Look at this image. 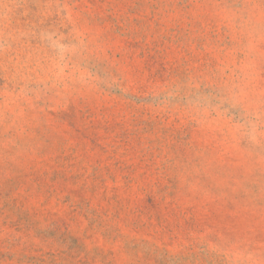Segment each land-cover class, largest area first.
<instances>
[{
  "label": "rangeland",
  "instance_id": "1",
  "mask_svg": "<svg viewBox=\"0 0 264 264\" xmlns=\"http://www.w3.org/2000/svg\"><path fill=\"white\" fill-rule=\"evenodd\" d=\"M0 264H264V0H0Z\"/></svg>",
  "mask_w": 264,
  "mask_h": 264
}]
</instances>
